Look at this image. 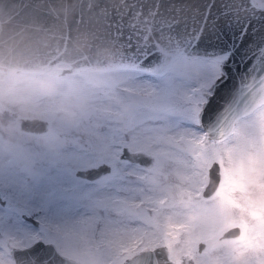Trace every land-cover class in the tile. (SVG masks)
<instances>
[{"label":"rangeland","instance_id":"374dc122","mask_svg":"<svg viewBox=\"0 0 264 264\" xmlns=\"http://www.w3.org/2000/svg\"><path fill=\"white\" fill-rule=\"evenodd\" d=\"M218 71L216 61L183 53L162 74L0 69V264H14L10 245L36 237L82 264H119L157 242L180 264L236 260L239 251L245 260L264 256V101L223 139L207 138L197 110ZM19 115L42 116L48 127L23 130ZM122 144L148 152L152 164L119 157ZM213 158L220 181L203 196ZM100 160L110 171L94 179L74 173ZM232 223L236 237L218 239Z\"/></svg>","mask_w":264,"mask_h":264},{"label":"water","instance_id":"95a60500","mask_svg":"<svg viewBox=\"0 0 264 264\" xmlns=\"http://www.w3.org/2000/svg\"><path fill=\"white\" fill-rule=\"evenodd\" d=\"M179 53L218 64L197 110L207 138L223 139L239 117L264 101V5L257 0H0L2 70L60 75L84 68H133L162 74ZM18 127L40 132L48 122L19 115ZM118 156L144 166L153 162L151 154L126 144ZM110 169L109 162L100 160L74 173L94 179ZM219 181V163L213 158L201 194H212ZM21 215L38 223L31 214ZM239 232L232 223L218 236ZM203 244L199 239L197 248ZM9 253L14 264H82L41 237L12 244ZM119 264L177 263L165 243H156L138 248Z\"/></svg>","mask_w":264,"mask_h":264},{"label":"flooded vegetation","instance_id":"af4514ba","mask_svg":"<svg viewBox=\"0 0 264 264\" xmlns=\"http://www.w3.org/2000/svg\"><path fill=\"white\" fill-rule=\"evenodd\" d=\"M123 145V144H122ZM121 145V146H122ZM121 148V147H120ZM126 160V159H125ZM127 161V160H126ZM132 163V162H131ZM134 163V162H133ZM1 195V194H0ZM2 199H3V202H0V204L2 205V204H4L5 203V200H4V198L2 197ZM234 237H236V236H218L217 235V238L218 239H232V238H234ZM157 243H164V242H157ZM219 243H223V242H219ZM154 244H156V243H154ZM154 244H152V245H154ZM166 244V243H165ZM152 245H149V246H152ZM217 246H227V244H219V245H217ZM143 247H147V246H143ZM167 247H168V245H167ZM220 253H225V252H228V251H222V250H220L219 251ZM240 253H241V255H240ZM239 255H236V260H238V261H236V260H220V257H218L216 260H212V262H214L215 264H264V256H260V257H258V258H256V254H259V252H257L256 254H254V255H252V257H248V256H246L247 257V260H245L244 259V257H242L243 255H247V253H245V252H241V251H239V253H238ZM68 255H70V254H68ZM168 255L170 256V257H172L175 261H176V259L170 254V248L168 247ZM190 254H188L186 257H188ZM250 255V254H249ZM71 256H73V255H71ZM125 256H127V255H125ZM124 256V257H125ZM255 256V257H254ZM74 257V256H73ZM123 257V258H124ZM76 258V257H75ZM122 261V260H121ZM120 261V262H121ZM119 262V263H120ZM176 263L177 264H180V262H178V261H176ZM195 263V260H193V259H191V257L189 258V261H187L186 262V260H185V264H194ZM118 264V263H117Z\"/></svg>","mask_w":264,"mask_h":264}]
</instances>
